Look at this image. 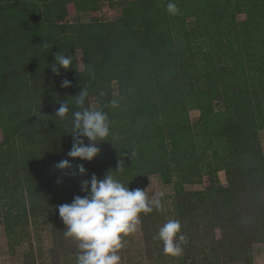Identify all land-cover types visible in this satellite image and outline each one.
<instances>
[{
    "label": "trees",
    "instance_id": "1",
    "mask_svg": "<svg viewBox=\"0 0 264 264\" xmlns=\"http://www.w3.org/2000/svg\"><path fill=\"white\" fill-rule=\"evenodd\" d=\"M105 1L0 0V226L10 239L32 218L49 219L50 263L63 264L78 248L58 206L87 194L82 181L110 172L136 189L141 176L159 174L173 185L186 237L164 264H254L253 246L264 250V0H171L175 14L169 0H124L115 19L66 20ZM56 53L72 61L59 74ZM81 89L84 107L94 99L110 121L91 161L68 156ZM62 160L71 167L58 168ZM204 177V189L185 188ZM153 215L139 214L149 258ZM23 264H37L32 247Z\"/></svg>",
    "mask_w": 264,
    "mask_h": 264
},
{
    "label": "clouds",
    "instance_id": "2",
    "mask_svg": "<svg viewBox=\"0 0 264 264\" xmlns=\"http://www.w3.org/2000/svg\"><path fill=\"white\" fill-rule=\"evenodd\" d=\"M167 11L175 14L177 6L169 0ZM55 63L51 68L59 74V68L68 69L71 58L56 53ZM59 66V67H57ZM71 81H62V87L70 86ZM100 95H104L101 91ZM75 104L81 110L73 112L74 139L68 156L91 161L96 157L100 148L97 144L107 140L110 135V121L108 114L102 109L84 107L87 92L82 90L76 95ZM111 106H118L116 100L110 101ZM70 103L63 101L57 109L56 116L63 119L70 111ZM83 137L89 141L85 144ZM58 168H70L69 160H62ZM122 170V166L117 168ZM83 164L78 165V172L86 173ZM81 190L85 196L76 195L70 204L58 206L59 216L65 227L64 236L77 241L78 254L76 264H120L119 251L124 247V237L137 231L141 223L139 214H148L161 208L162 193H155L149 199L144 189H129L120 181L113 178L110 172L103 179L95 174L90 181H82ZM154 239L163 242V252L171 256H180L183 253L182 244L186 237L181 233V224L178 220L167 221L158 231Z\"/></svg>",
    "mask_w": 264,
    "mask_h": 264
},
{
    "label": "rangeland",
    "instance_id": "3",
    "mask_svg": "<svg viewBox=\"0 0 264 264\" xmlns=\"http://www.w3.org/2000/svg\"><path fill=\"white\" fill-rule=\"evenodd\" d=\"M124 0H109L102 2L97 10L82 11L66 18L72 22H89L93 18L99 20H111L119 16ZM244 15L239 14L238 19H243ZM78 67L83 68L82 52L80 49L75 51ZM91 109H98L97 102L91 99ZM191 122L199 117V111L192 109L189 111ZM261 144L264 150V130L260 131ZM0 140H2L0 135ZM220 183L227 185L226 177L223 171L218 172ZM200 184H186L187 190H201L209 183L206 177ZM139 188L146 190L149 199L154 198L155 193H162L161 208L153 211L156 215L150 218L151 228H156L155 237L159 229L169 220H177L174 205V188L171 183L163 182L159 174L144 175L140 177ZM124 247L119 251L121 256L120 264H164L170 262V255L163 252V242L155 239L157 242L154 249V257L149 258L145 249V242L141 224L138 225L135 233L124 237ZM53 246L52 226L49 219L35 217L29 220V223L18 231L13 238L8 237L3 226H0V264H23L26 251L32 247L36 257L37 264L50 263V249ZM63 264H76V256L67 255L63 257ZM254 264H264V250L260 244L253 246ZM170 264V263H169Z\"/></svg>",
    "mask_w": 264,
    "mask_h": 264
}]
</instances>
